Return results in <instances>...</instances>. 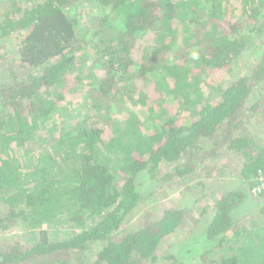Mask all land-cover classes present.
<instances>
[{
    "label": "trees",
    "instance_id": "16d2710c",
    "mask_svg": "<svg viewBox=\"0 0 264 264\" xmlns=\"http://www.w3.org/2000/svg\"><path fill=\"white\" fill-rule=\"evenodd\" d=\"M229 1H0V52L18 39L19 70L3 60L0 264H264V0H234L238 17ZM247 53L244 75L202 90ZM72 91L101 126L71 124ZM126 103L147 110L116 119ZM146 179L198 197L124 233ZM207 185L216 203L195 215ZM186 224L190 237L161 253ZM15 228L23 241H9Z\"/></svg>",
    "mask_w": 264,
    "mask_h": 264
},
{
    "label": "rangeland",
    "instance_id": "374dc122",
    "mask_svg": "<svg viewBox=\"0 0 264 264\" xmlns=\"http://www.w3.org/2000/svg\"><path fill=\"white\" fill-rule=\"evenodd\" d=\"M228 4L231 6L233 12L235 10L237 11V7H236L237 4L235 3L234 0H230ZM228 4L225 3L226 5L225 9L226 10L228 9L230 11ZM222 9H224V7ZM232 11H230V13ZM239 12L240 10L235 12L237 14V17L240 16ZM70 13L75 14V12H70ZM76 13H77L76 15L80 17V19L83 22H87L88 24L86 26L87 28L96 19L95 15H97L98 11H97V8L94 2H91V3L88 2V3L81 5L78 11H76ZM0 16H1V12H0ZM112 20H114L113 17H112ZM95 40L97 39L95 38ZM144 43L142 44V46H143V49H146L147 46ZM17 46H18V39H15L14 41L11 40L7 42L6 45H4L5 50L0 52V71L6 69V66H7L3 60H8L7 62H11L13 64V67L17 68L18 70V67L16 66L18 62L15 57V54L17 53L16 52ZM254 57H255L254 53H247L242 58V60H240L239 63L234 67L233 72H231L227 76H218V77L216 76L214 80H213V77L211 76L210 78L208 77L207 80L205 81L202 80V83L200 85L202 90H204L208 94L211 92V89L215 87V85L220 83L219 81H224L225 79H233V78L244 75L248 71L249 65L255 60ZM4 72H7V74L3 75ZM4 72L1 73L3 81H9L11 79V75L8 74V71H4ZM74 93H75L74 91L69 93V95H67V97L65 98V101L63 102L67 107H70L69 108L70 113L74 115L73 119L71 120V124H73L74 126L75 125L85 126L87 124L89 126L90 124L94 126L95 125L101 126L104 121L103 118L98 119L99 117L92 115L89 110L91 106L86 101V99L88 98L86 97V95L88 93L84 95L83 93H77L74 95ZM171 105L175 108V113H177L178 115L177 119L179 123L182 125L185 122H188L187 121L188 118H190L192 115L185 114L186 116H183L182 115L183 113H181V111L178 110L179 108H178L177 102H172ZM146 110L147 109L139 108L138 106H131L130 104H127V103L125 104V106H123V104L122 105L119 104L117 112H115L113 115L116 119L122 120V118L126 117L127 111H133V112H138L140 116L142 117L143 113ZM91 120L93 121V123H91ZM56 121L57 123H60L59 127L62 126L61 125L62 122L63 123L68 122L66 117H64L63 119L56 120ZM53 124H54V121H51L46 124V127L48 129L52 128ZM171 169H172V166H165L162 169L161 174L159 175V178L162 177L164 174L168 173L169 171H171ZM146 183H148L147 179L143 180L142 185H141V190L143 191V193H145L146 197L143 200V202L140 204V206L132 214L126 227H124L123 229L124 233L128 231H133L135 228L140 226L144 220L151 219V218L153 219L157 218L160 215H162V213L165 210L178 205V202L181 200V198H183L182 196H184V200L188 201L190 204L194 201V199L198 197V194H193V195H188V196H185V194L183 195L182 186L178 181L168 183V184H164L163 182L161 183L155 182L156 183L155 184L153 182V185L150 187L146 186ZM150 189H153V191L152 192L148 191ZM201 192H202V195L201 194L199 195L201 200L199 201V203H197L198 205L195 208V213H196L195 215H200L201 213L200 211H202L206 207H210V206L213 207L214 203H216L215 200L217 199V194H214L213 189H211L208 185L204 187V191L202 189ZM192 230H193L192 226L190 224H186L184 227H182L180 231L170 236L168 239H166L163 242L161 249H160L161 253L172 251L173 250L172 246L174 245L176 246V248H179V246H182L184 241H186L187 238L190 237ZM22 233L23 232L20 229L15 228L13 231L7 234L9 235V241L13 242L14 239L20 240V238L23 241L24 236L22 235ZM0 240H1V237H0ZM182 250L183 249H178L176 251H178L177 253H180L182 252ZM193 263L197 264L196 261Z\"/></svg>",
    "mask_w": 264,
    "mask_h": 264
},
{
    "label": "built area",
    "instance_id": "2783aa9c",
    "mask_svg": "<svg viewBox=\"0 0 264 264\" xmlns=\"http://www.w3.org/2000/svg\"><path fill=\"white\" fill-rule=\"evenodd\" d=\"M0 1H2V0H0ZM17 1L19 3L27 4V3L31 2L32 0H17ZM257 182H258V184H257L256 188L254 189L255 195H258V194L264 192V172L259 175Z\"/></svg>",
    "mask_w": 264,
    "mask_h": 264
}]
</instances>
